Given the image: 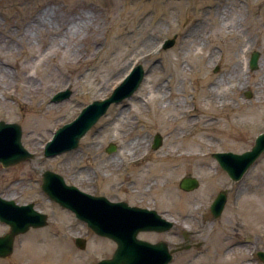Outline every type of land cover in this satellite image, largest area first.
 <instances>
[{"label":"rangeland","instance_id":"1","mask_svg":"<svg viewBox=\"0 0 264 264\" xmlns=\"http://www.w3.org/2000/svg\"><path fill=\"white\" fill-rule=\"evenodd\" d=\"M41 13L48 23L38 26ZM194 29L199 32L191 35ZM174 37L171 48L161 47ZM256 50L259 68L251 70ZM18 63L25 73L20 80ZM139 64L147 74L132 97L112 105L77 149L43 155L57 129L109 97ZM66 90L68 99L52 101ZM1 120L19 123L24 145L36 155L0 169L3 196L34 203L50 224L17 237L14 253L0 264H97L116 249L49 200L41 188L46 170L88 193L159 212L170 211L176 200L178 225L186 222L197 232L209 201L228 184L212 152L250 148L264 126V0H0ZM157 134L163 145L153 150ZM137 138L142 143L131 145ZM111 144L116 150L109 153ZM189 174L200 187L185 192L179 183ZM263 178L264 158L241 184L239 200L243 215L253 210L258 248L224 253L229 244L220 245L215 229L208 252H179L177 264H264L257 256L264 250V181L256 182ZM77 237L86 239L85 249Z\"/></svg>","mask_w":264,"mask_h":264},{"label":"water","instance_id":"2","mask_svg":"<svg viewBox=\"0 0 264 264\" xmlns=\"http://www.w3.org/2000/svg\"><path fill=\"white\" fill-rule=\"evenodd\" d=\"M176 39L167 40L164 49L171 48ZM261 53L254 51L250 60V68H259ZM147 72L143 65H137L124 81L113 91L112 95L103 100H96L88 105L73 122L58 129L54 139L45 148L47 157H54L76 149L81 138L104 116L112 104H118L131 97L140 87ZM71 91L59 92L53 97L54 102L67 99ZM251 96V92L247 94ZM22 127L17 123L0 122V161L4 166H11L32 157L22 145ZM160 134L155 137L153 148L162 145ZM255 149L243 154L215 153L214 157L229 173L233 180H239L246 170L264 151V133L258 138ZM116 150L111 144L108 152ZM182 189L193 191L199 187L197 178L189 175L180 183ZM43 190L48 196L73 210L79 219L85 221L97 234L115 240L118 247L112 259H103L98 264H168L171 255L164 243L151 244L137 239L141 231L161 230L165 222L155 210L129 207L125 202H111L105 197H96L85 193L76 186L67 185L63 176L53 171L44 173ZM225 194L219 195L214 209L223 208ZM0 219L10 225L11 231L0 237V258L11 255L14 251L15 238L30 228H41L48 225V216L37 211L33 204L18 205L13 200L0 198ZM77 245L85 249L86 240L77 239ZM263 257V254H262Z\"/></svg>","mask_w":264,"mask_h":264},{"label":"flooded vegetation","instance_id":"3","mask_svg":"<svg viewBox=\"0 0 264 264\" xmlns=\"http://www.w3.org/2000/svg\"><path fill=\"white\" fill-rule=\"evenodd\" d=\"M253 128L254 129L259 128L258 124L256 123L254 125V122H253ZM262 132H264V126L261 127L260 131H258L257 133H255V135H253V144L250 146V148L243 149L242 151H238V152L231 151V150H223V151H218V152L244 153L250 150L252 147L253 149H255L257 146V138ZM213 153H216V152H212V154ZM34 158L35 156L31 160H33ZM262 158H264V152L256 160V162L247 170V172L242 176V178L237 181H234L228 175V173L224 171L221 168V166L218 164L219 168L218 169L216 168L217 172H220V173L222 172V175L225 176L224 178L227 180L228 184L223 189L219 190L217 195H219L220 193L225 194L226 201H225L223 208L220 211L213 210L212 205L217 195L216 196L214 195L212 197V199L209 201L210 204L207 208V212H204L201 217L200 226H202V228H199L197 232H195L193 228H188L186 222L182 223L181 225H178L180 223L178 222V216H177L178 206H177L176 200L172 201L170 211L167 212L162 209L160 210V212L157 211L161 217H163L170 223V225L168 228H166L165 224H161L160 227L162 229H166L165 231L146 232V233L154 234L157 237L154 241H150V242L166 244L167 249L169 250V253L171 255V260L168 264H177L176 262V259H177L176 257L178 254L177 250L181 247H187L186 251L200 252L201 250L202 251L205 250L206 252H208L210 246L214 245V242L210 240L213 238L212 235L215 229H217V233L219 235V238L221 239L220 245L227 244V243L229 244L227 248L224 250V253L231 252L234 254L236 247L244 248L248 252H250V250L253 251V247L258 248L259 244L256 243L257 241H255L253 237V210L252 211L250 210L248 212L246 210L245 212L248 213V216H246V213L245 215H243L241 213V205L239 204V200L241 198V189H242L241 184L246 180V176L250 173L252 169H254L258 165L260 159ZM23 163H26V162H23ZM16 166L17 165L10 166V167H16ZM2 168L7 169L9 167H5L3 163L0 161V169ZM253 180H255V178ZM262 181H264V178L263 180H259V179L256 180L258 185H261ZM12 192L17 193L14 191ZM3 195H4V191L2 190L1 183H0V197L7 198V197H4ZM95 195L105 196L103 194H95ZM232 196H233V204L230 203ZM108 199L112 201H125V200H118V198L116 200L112 198H108ZM125 202L131 205L128 201H125ZM251 205H253V203H251ZM132 206L143 207L140 205H132ZM242 215L244 217V221L240 220L242 219ZM189 217L190 215L188 214L185 215V219ZM2 228H4V230L0 232V235H5L7 232H9V226L0 220V229ZM179 228L181 229L179 230ZM201 234L206 235L204 242L203 241L200 242L195 239L197 235H201ZM179 235H181L182 237V240L180 241L178 240ZM254 241L256 243L255 245L253 244ZM261 251L264 254V250H257V256L259 257L260 260L262 257L261 255H259V252ZM216 255H217V252H216ZM110 257H112V255Z\"/></svg>","mask_w":264,"mask_h":264},{"label":"bare ground","instance_id":"4","mask_svg":"<svg viewBox=\"0 0 264 264\" xmlns=\"http://www.w3.org/2000/svg\"><path fill=\"white\" fill-rule=\"evenodd\" d=\"M44 14L43 13H41V15H39L38 17H36V19H35V21H34V23L35 24H37L38 26H43V25H46L47 23H48V19H47V16H43ZM64 25H68V24H70V23H66V22H64L63 23ZM70 26V25H69ZM62 28V27H61ZM70 28L71 27H67L66 28V30H70ZM63 29V28H62ZM72 29V28H71ZM76 30H79V25L77 24V27H76ZM193 31H197V32H199L198 31V29H194V30H192L191 32H190V34L192 35L193 34ZM30 33V30L29 31H27V34H29ZM194 35V34H193ZM24 67L23 66H21V64L20 63H18V73H19V80L23 77L24 78V74L25 73H23L24 72V69H23ZM36 89V88H35ZM215 90H212V92H214ZM142 143V141H141V139L140 138H137V139H135L132 143H131V145H134V146H138V145H140ZM141 156L142 155H139V156H137L136 157V159H141ZM146 157V156H145ZM145 159H147V157L145 158ZM132 160H135V157L134 158H132Z\"/></svg>","mask_w":264,"mask_h":264}]
</instances>
